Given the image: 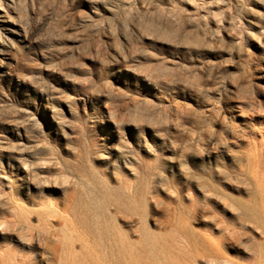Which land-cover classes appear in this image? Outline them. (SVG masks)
Here are the masks:
<instances>
[{"label": "rangeland", "instance_id": "obj_1", "mask_svg": "<svg viewBox=\"0 0 264 264\" xmlns=\"http://www.w3.org/2000/svg\"><path fill=\"white\" fill-rule=\"evenodd\" d=\"M15 1L0 0V25L20 31H4L0 45V206L14 191L41 211L42 192L58 203L56 175L100 172L131 185L137 232L145 223L163 242L176 226L217 246L228 230L233 262L247 264L256 247L264 253V112L228 96L253 69L228 52L210 57L218 68L209 78L192 68L209 59L167 43L160 20L171 8L212 16L207 0ZM231 17L210 25L227 50L240 44L241 59L264 64V35Z\"/></svg>", "mask_w": 264, "mask_h": 264}, {"label": "bare ground", "instance_id": "obj_2", "mask_svg": "<svg viewBox=\"0 0 264 264\" xmlns=\"http://www.w3.org/2000/svg\"><path fill=\"white\" fill-rule=\"evenodd\" d=\"M14 1H11L12 5H15ZM88 1L104 4L108 0ZM206 3L209 10H212L213 17L223 13L232 16L231 19L233 16H239L243 21L236 22V24L238 23L242 29L250 30V32L256 29L257 35L258 33L264 35V28L261 24L264 13L255 9L257 5L264 6V0H207ZM10 4L7 5L10 7L12 6ZM193 9L190 11L171 8L161 14L160 20L165 26L166 42L192 51L195 56H202V60L208 58L209 60L206 59V61H211L208 66L205 65V60L200 61L199 58L200 60L193 62L192 68L200 71L203 69L206 75L213 80L217 79L215 73L218 66L217 61L212 60L216 57L221 58L228 52L231 54V63L239 64L236 63L237 60V62H245L251 66L253 72L249 74V77L243 74L239 76V80L236 79L238 82L235 84V90L232 88L233 90L228 95L230 98H228L229 101L234 102L237 98L239 101L236 103L242 109L249 108L254 111L259 107L264 112V84H261L264 80L262 61L249 53L244 56L245 59H241L240 44L227 50L221 29L217 25L215 27L210 25L213 22L211 21L212 16L200 14L196 8ZM123 17L121 16L120 19L124 22L123 24H131L133 19L128 22V17ZM7 22L0 25L3 29L2 33L0 32V45L7 40L4 39V31L16 35L20 33L19 30L17 31L19 27H14L11 21V25ZM218 33H221V37H217ZM198 53L200 55H197ZM168 66L165 68L169 75L171 73ZM251 81L253 82L250 84ZM249 87H253V95L250 97L245 96ZM61 175L63 176L56 175L58 182L52 183L58 188L55 198L58 203L49 201L48 196L45 194L43 196L42 192L39 196L41 211H32L24 205L25 201H28L27 196L17 197L18 194L14 191L8 193L6 206L5 204L0 206V235H2L0 237V264H198V262L201 264H238L229 259L225 253L226 242L224 240L230 239L232 235L227 227H224L225 225L223 229L227 232L220 231L227 236H223L224 239L222 238L221 244L217 246L210 244L209 241H207L208 246L200 245L201 243L195 240L196 233L192 240L186 234L189 232L194 234L192 231L184 230V233L181 227L176 226H172L171 233L164 236L161 242L158 241L161 235H157L159 234L157 232V234L150 232L145 223H141V229L137 232L133 217L136 200L131 185L127 186L122 180L119 181V185H113L115 180L113 177L94 171L84 173L77 171L65 174L67 176ZM29 178L33 181L32 177ZM260 195L264 203V188L261 189ZM46 199L48 202L44 203ZM33 215L37 216L35 221H33ZM260 250L257 247L252 249L253 258L247 261V264H264V253Z\"/></svg>", "mask_w": 264, "mask_h": 264}]
</instances>
